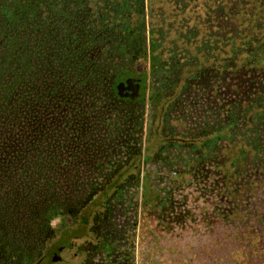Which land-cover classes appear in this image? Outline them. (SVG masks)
Here are the masks:
<instances>
[{"label": "trees", "instance_id": "trees-1", "mask_svg": "<svg viewBox=\"0 0 264 264\" xmlns=\"http://www.w3.org/2000/svg\"><path fill=\"white\" fill-rule=\"evenodd\" d=\"M68 235L82 264H264V0H0L1 264Z\"/></svg>", "mask_w": 264, "mask_h": 264}, {"label": "flooded vegetation", "instance_id": "flooded-vegetation-1", "mask_svg": "<svg viewBox=\"0 0 264 264\" xmlns=\"http://www.w3.org/2000/svg\"><path fill=\"white\" fill-rule=\"evenodd\" d=\"M125 91V90H124ZM86 235H68L63 238L45 241V248L34 263L43 264H82L87 252L84 246ZM2 262L0 261V264Z\"/></svg>", "mask_w": 264, "mask_h": 264}, {"label": "water", "instance_id": "water-1", "mask_svg": "<svg viewBox=\"0 0 264 264\" xmlns=\"http://www.w3.org/2000/svg\"><path fill=\"white\" fill-rule=\"evenodd\" d=\"M125 90V91H124ZM140 79L128 77L117 84L118 94L122 97H129L135 99L139 95ZM37 264H43L40 261Z\"/></svg>", "mask_w": 264, "mask_h": 264}, {"label": "rangeland", "instance_id": "rangeland-1", "mask_svg": "<svg viewBox=\"0 0 264 264\" xmlns=\"http://www.w3.org/2000/svg\"><path fill=\"white\" fill-rule=\"evenodd\" d=\"M158 141V137H155L154 138V143L155 142H157ZM141 160H142V166H141V170H140V173H144L145 175L148 173V170H147V165H146V159H144V155H142V157H141ZM154 171V170H153ZM155 172V171H154ZM147 181V180H146ZM150 182H147V186H148V189H145V195L147 196V197H150L152 200H151V203H150V207L151 208H155V197H154V195H151L152 194V189H151V184H149ZM150 188V189H149ZM145 195H144V197H145ZM141 197V196H140ZM139 200H141L140 198H139ZM143 211V210H142ZM115 217L117 216V214H115L114 215ZM140 217H141V207H139V212H138V218H137V222H136V224H135V226H136V229H135V231L137 232V230H138V227H139V225H140ZM141 219H143V224H144V215H143V217L141 218ZM56 220H54V222H55ZM57 223H59V222H57ZM143 224H142V226H143ZM155 222H153V225L155 226ZM170 224H171V226L172 227H175V223L174 222H170ZM153 226V227H154ZM151 231H152V229H151ZM162 232L164 233L165 232V230H164V227H162ZM154 254L156 255L157 253L156 252H154ZM170 264V263H169Z\"/></svg>", "mask_w": 264, "mask_h": 264}]
</instances>
